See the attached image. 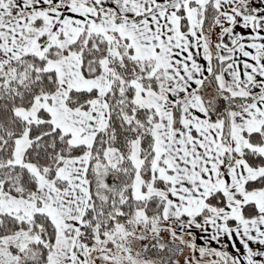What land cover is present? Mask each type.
Segmentation results:
<instances>
[{
    "label": "snow or ice",
    "instance_id": "6c2138e0",
    "mask_svg": "<svg viewBox=\"0 0 264 264\" xmlns=\"http://www.w3.org/2000/svg\"><path fill=\"white\" fill-rule=\"evenodd\" d=\"M0 264H264V0H0Z\"/></svg>",
    "mask_w": 264,
    "mask_h": 264
}]
</instances>
